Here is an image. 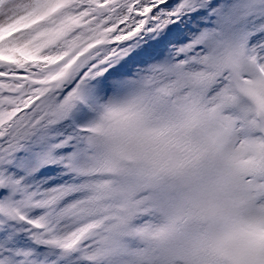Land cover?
<instances>
[{
  "label": "snow or ice",
  "instance_id": "snow-or-ice-1",
  "mask_svg": "<svg viewBox=\"0 0 264 264\" xmlns=\"http://www.w3.org/2000/svg\"><path fill=\"white\" fill-rule=\"evenodd\" d=\"M0 264H264V0H0Z\"/></svg>",
  "mask_w": 264,
  "mask_h": 264
}]
</instances>
